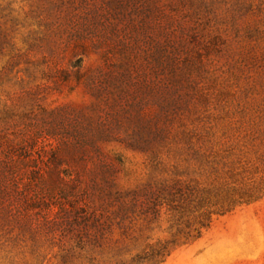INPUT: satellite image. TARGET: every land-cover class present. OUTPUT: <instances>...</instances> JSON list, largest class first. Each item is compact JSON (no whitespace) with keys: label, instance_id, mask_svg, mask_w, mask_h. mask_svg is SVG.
Segmentation results:
<instances>
[{"label":"rangeland","instance_id":"obj_1","mask_svg":"<svg viewBox=\"0 0 264 264\" xmlns=\"http://www.w3.org/2000/svg\"><path fill=\"white\" fill-rule=\"evenodd\" d=\"M128 66L110 187L40 227L0 199V264H264V0H0V164L28 188L57 109L99 110L78 71Z\"/></svg>","mask_w":264,"mask_h":264},{"label":"trees","instance_id":"obj_2","mask_svg":"<svg viewBox=\"0 0 264 264\" xmlns=\"http://www.w3.org/2000/svg\"><path fill=\"white\" fill-rule=\"evenodd\" d=\"M130 69V66L122 71L101 68L100 72L104 77L102 81L96 77L97 74L78 71L75 78L82 80L86 77V83L93 89V95L98 101L93 106L99 107V110L88 114L81 110L71 112L65 107L57 109L49 127L41 130V133L57 141L51 154L46 158H27L23 161L24 166H38V170L36 169V173L30 178L27 175L30 172L23 174V177L30 179L28 188H20L17 172L10 163L0 164V199L8 201L9 208L17 207L18 215L25 222L36 227H40L42 220L50 223L45 210L53 204L59 206V214L63 215V212L69 210L67 201L71 198L78 204L71 207L81 210L83 207L76 195L91 186H101L105 189L110 187L117 166L103 150L101 143L113 138L115 128L126 118L125 106L129 103L128 97L137 96V91L140 90V71L137 69L135 76ZM151 83L158 95L156 100L160 101L161 105L165 95L164 92L161 95L159 92L164 83L161 86L159 78L153 79ZM103 94H106L104 98ZM105 106L109 107L108 110ZM150 116L151 114H148L145 117ZM91 163L94 167H90ZM100 179L102 182L99 184ZM30 205L39 211L33 215L28 214ZM87 214L79 215L81 221L96 217L95 214Z\"/></svg>","mask_w":264,"mask_h":264}]
</instances>
